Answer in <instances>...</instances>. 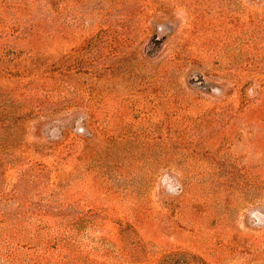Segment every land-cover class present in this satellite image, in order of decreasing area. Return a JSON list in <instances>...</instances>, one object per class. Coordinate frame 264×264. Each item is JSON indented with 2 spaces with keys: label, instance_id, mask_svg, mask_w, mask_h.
<instances>
[{
  "label": "rangeland",
  "instance_id": "1",
  "mask_svg": "<svg viewBox=\"0 0 264 264\" xmlns=\"http://www.w3.org/2000/svg\"><path fill=\"white\" fill-rule=\"evenodd\" d=\"M0 264H264V0H0Z\"/></svg>",
  "mask_w": 264,
  "mask_h": 264
}]
</instances>
